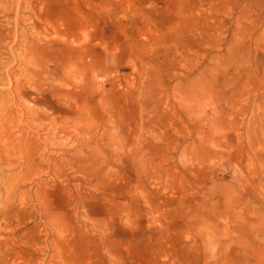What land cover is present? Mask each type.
<instances>
[{
  "label": "rangeland",
  "instance_id": "obj_1",
  "mask_svg": "<svg viewBox=\"0 0 264 264\" xmlns=\"http://www.w3.org/2000/svg\"><path fill=\"white\" fill-rule=\"evenodd\" d=\"M23 15L22 69L54 96L39 105L44 122L56 120L62 83L68 104L93 84L108 93L94 114L66 123L113 137L105 162L119 169L99 196L124 220L93 222L111 258L81 245L93 254L69 264H264V0H25ZM148 118L155 126L139 139L136 124ZM139 144L170 152L168 171L137 181L138 158L125 157ZM138 183L146 195L133 204ZM2 252L0 264L42 257L23 244Z\"/></svg>",
  "mask_w": 264,
  "mask_h": 264
},
{
  "label": "bare ground",
  "instance_id": "obj_2",
  "mask_svg": "<svg viewBox=\"0 0 264 264\" xmlns=\"http://www.w3.org/2000/svg\"><path fill=\"white\" fill-rule=\"evenodd\" d=\"M24 4L25 0H0L2 254L8 255L14 245L23 244L30 247L35 255L42 256L24 264H69L80 251L86 256L92 255L90 251L81 248V245L84 247L93 244L95 251L99 249L111 258L107 236L93 222L96 217L104 215L113 218V222L124 220L117 204L99 196L112 170L116 173L119 169L106 167L108 164L105 162L106 152L113 144V137L111 134L105 135L104 132L75 131L66 123L70 117L76 120L84 112L93 113L103 100H97V96L103 93L102 96L105 97L108 93L105 92L104 85L93 84L89 88V94L86 95L85 90H81L74 97L73 104H68L71 92L62 83L55 87L56 120L47 119L44 122L47 116L39 105L47 101V95L54 96L51 93L40 94V88L32 81L34 74L25 75L22 69L26 59ZM235 45L237 50L249 48L242 42H236ZM263 49L264 46L261 47ZM26 77L30 81H23ZM109 85V94L115 95L116 81H110ZM72 93L76 94L74 91ZM28 103L32 107L27 106ZM179 120L181 121L180 118ZM150 121L149 118L141 119L136 124L139 139L154 128L155 125L149 124ZM145 126L148 127L146 132ZM162 135L159 136L160 140ZM143 145L139 144L125 157L131 162L138 158L140 171L137 181L143 174H152L156 178L160 171H168L166 166L170 152L166 151L163 157L159 150L150 152ZM156 155L158 163L154 161ZM145 156H148L149 162L143 163ZM141 165L143 169L140 168ZM138 186L139 194H133L130 203L136 204L145 198L143 185L138 183ZM123 206L120 205L121 208ZM58 207L64 211H57ZM127 214L130 215L128 210ZM27 220L36 223L22 232ZM77 222L82 226H78ZM87 236H97L98 239L88 241ZM19 258V254L14 253L13 258L4 263L23 264L19 262Z\"/></svg>",
  "mask_w": 264,
  "mask_h": 264
}]
</instances>
